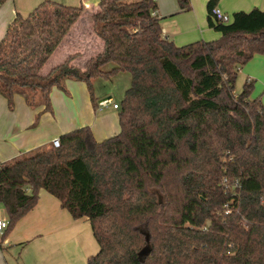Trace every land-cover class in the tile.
Segmentation results:
<instances>
[{"label": "trees", "instance_id": "16d2710c", "mask_svg": "<svg viewBox=\"0 0 264 264\" xmlns=\"http://www.w3.org/2000/svg\"><path fill=\"white\" fill-rule=\"evenodd\" d=\"M218 1L206 5L219 37L176 46L151 15L155 0H100L89 20L101 50L80 65L70 54L45 73L82 7L45 0L15 14L0 40L9 109L21 95L50 111L52 88L65 92L67 79L84 82L94 104L93 80L126 72L130 85L117 134L97 141L83 126L58 147L0 162L4 233L43 189L89 221L98 250L86 264H264V107L250 96L252 80L234 88L239 69L264 55V8L222 23L210 15Z\"/></svg>", "mask_w": 264, "mask_h": 264}, {"label": "crops", "instance_id": "0c3cea01", "mask_svg": "<svg viewBox=\"0 0 264 264\" xmlns=\"http://www.w3.org/2000/svg\"><path fill=\"white\" fill-rule=\"evenodd\" d=\"M43 1L6 0L0 4V40L16 13L26 15ZM52 1L81 6L84 14L52 53L49 60H56L45 69L48 60L42 68L43 73L70 54H76L72 63L80 65L102 48L101 41L91 31L89 20L90 15L99 9L100 0ZM187 1V8L182 9L177 0H155V14L160 19L162 36L176 46L217 39L220 34L208 25V0ZM216 6L229 17L236 11H249L254 7L263 9L264 0H219ZM81 20L89 29L79 30ZM253 60H256L258 69L255 63H246L239 69L246 81L257 75L264 76V55L256 54ZM64 85L65 92L52 88L50 111H42V106H28L21 95L14 96L13 108L9 109L5 98L0 95V162L47 146L52 139L79 127L88 126L97 141L119 132L120 103L110 94L96 96L93 91L94 104L84 82L67 79ZM104 99L110 102L99 105ZM113 104L118 107L114 108ZM0 219L7 222L1 203ZM97 250L87 218H72L58 199L43 189L38 192L35 206L11 229L0 234V264H86L87 258Z\"/></svg>", "mask_w": 264, "mask_h": 264}, {"label": "rangeland", "instance_id": "374dc122", "mask_svg": "<svg viewBox=\"0 0 264 264\" xmlns=\"http://www.w3.org/2000/svg\"><path fill=\"white\" fill-rule=\"evenodd\" d=\"M230 18L231 16H229V20ZM82 22L83 21L81 20V23L78 24L79 30L83 31V28L89 29L88 25L86 24L83 25ZM76 59L78 60V58ZM54 60H56V58H52L51 60H49V64L45 66V69L49 68L50 64L54 63ZM79 60H80V57H79ZM250 61H248L247 63H250V64L255 63L256 68L258 69V64L256 63V60H253L251 62ZM111 67L112 65L108 64L105 67V69H110ZM245 82H246L245 75L242 74L241 71H238L236 81H235V87H234L235 92L237 93L240 92ZM252 83H253V87H252L250 96L252 98L259 99L262 106L264 107V76L257 75L256 77L252 78ZM129 85H130V76L126 72H120L114 75L111 79L97 78L92 81V88L96 96H98V94H101L103 96L110 94L114 98V100L117 101L118 103H120L121 100L123 99L124 92L129 87Z\"/></svg>", "mask_w": 264, "mask_h": 264}, {"label": "built area", "instance_id": "2783aa9c", "mask_svg": "<svg viewBox=\"0 0 264 264\" xmlns=\"http://www.w3.org/2000/svg\"><path fill=\"white\" fill-rule=\"evenodd\" d=\"M151 15L152 16H156L155 11H152ZM210 15H211L213 20L218 21V22L226 23V22L229 21V17L225 13H223L221 11V9L219 7H217V6H213L210 9ZM109 102H110L109 99H104V100H101L99 102V105H105V104H107ZM113 107L117 108V105L113 104ZM50 144L53 147H58L59 146V139L58 138L52 139ZM223 183H226V179H223ZM225 208H227V205H225ZM6 227H7V222L0 219V234H2L4 232Z\"/></svg>", "mask_w": 264, "mask_h": 264}, {"label": "water", "instance_id": "95a60500", "mask_svg": "<svg viewBox=\"0 0 264 264\" xmlns=\"http://www.w3.org/2000/svg\"><path fill=\"white\" fill-rule=\"evenodd\" d=\"M148 251V249L144 250L143 253H146Z\"/></svg>", "mask_w": 264, "mask_h": 264}]
</instances>
